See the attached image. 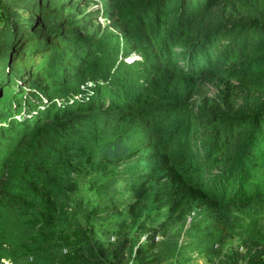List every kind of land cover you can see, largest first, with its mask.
<instances>
[{
    "label": "trees",
    "instance_id": "trees-1",
    "mask_svg": "<svg viewBox=\"0 0 264 264\" xmlns=\"http://www.w3.org/2000/svg\"><path fill=\"white\" fill-rule=\"evenodd\" d=\"M111 2L129 32L126 55L139 57L131 62L110 60L102 39L85 41L52 0H0V260L19 247L35 260L25 264L132 261L128 239L106 249L83 231L63 253L77 158L69 147L49 151L82 113L119 118L103 160L136 158L135 216L166 211L171 230L198 209L245 205L264 190V0ZM132 120L147 130L136 151L125 137ZM198 226L199 244L214 236L206 249L224 241L223 230L199 239L207 226Z\"/></svg>",
    "mask_w": 264,
    "mask_h": 264
},
{
    "label": "rangeland",
    "instance_id": "rangeland-1",
    "mask_svg": "<svg viewBox=\"0 0 264 264\" xmlns=\"http://www.w3.org/2000/svg\"><path fill=\"white\" fill-rule=\"evenodd\" d=\"M52 6L77 25L85 41L102 39L110 60L116 64L139 58L133 52L126 55L131 48L129 32L117 24L119 17L111 0H52ZM114 70H118L116 66ZM206 91L216 93L217 88L207 86ZM128 126L126 143L136 151L146 144L147 130L139 120L129 121ZM118 127L116 114L105 111L82 113L59 127L60 145L49 153L59 154L69 147L77 158L71 169L75 189L66 203L61 233L64 254L71 252L75 236L83 231L93 244L106 249L120 238L128 239L133 250L129 264H264V190L245 205L198 209L171 230L164 225L168 214L164 210L161 215L153 207L138 216L131 214L128 206L132 202V185L137 181L136 158L119 163L103 160L106 144L120 132ZM96 160L103 161L102 168H96ZM7 216L11 220L7 223L9 230L16 236L20 228L15 214ZM200 223L207 228L199 239L211 231L223 230L224 241L211 250L205 246H210L214 236L205 237L206 241L199 244L191 235ZM26 255L24 249L11 247L0 264L35 261Z\"/></svg>",
    "mask_w": 264,
    "mask_h": 264
}]
</instances>
